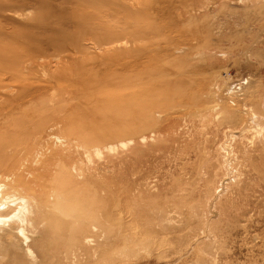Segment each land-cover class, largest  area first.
Instances as JSON below:
<instances>
[{
  "label": "rangeland",
  "instance_id": "rangeland-1",
  "mask_svg": "<svg viewBox=\"0 0 264 264\" xmlns=\"http://www.w3.org/2000/svg\"><path fill=\"white\" fill-rule=\"evenodd\" d=\"M20 37L0 190L33 217L0 264H264V0H0Z\"/></svg>",
  "mask_w": 264,
  "mask_h": 264
},
{
  "label": "bare ground",
  "instance_id": "bare-ground-1",
  "mask_svg": "<svg viewBox=\"0 0 264 264\" xmlns=\"http://www.w3.org/2000/svg\"><path fill=\"white\" fill-rule=\"evenodd\" d=\"M61 15H65L64 12L60 13ZM33 20V19H32ZM39 20L35 19L34 23H37ZM42 21V17L39 23H41ZM43 26V25H42ZM47 27V26H46ZM45 27V28H46ZM21 38V37H20ZM28 38L24 39L21 38L22 42L25 45H29V44H35V45H30L29 49L27 51H22L21 55L22 57L19 58L17 57V53L10 49L8 50L5 46L0 47V60H8L10 57L14 56V58H18L17 61H21V59H24L25 61L27 60H32V59H37L39 56H46L44 55V49H41V47H39L38 44H40L39 41H32L31 39H28L29 41H27ZM35 39H37L35 37ZM33 39V40H35ZM47 42V41H46ZM43 48V47H42ZM16 53V54H15ZM12 54V55H11ZM37 55V56H36ZM49 55V54H48ZM36 56V57H35ZM8 57V59H6ZM48 57V56H47ZM40 58V57H39ZM38 58V59H39ZM46 59V58H45ZM15 63L14 65L17 63L16 60H14ZM22 66V64H21ZM32 68H28L26 69V73L21 74L20 72L18 73L16 70L17 68H15V70H11L9 73L11 76L13 77H19L20 75H23L24 77H28L29 76V71ZM28 70V72H27ZM5 118L8 119V117L5 116ZM255 119V118H254ZM8 124V123H7ZM259 125V124H258ZM20 141L21 140H16V141H10V145L7 147V145H0V153H5L7 151V148L9 149V151H11V149L13 150H17V148L20 146ZM22 145V144H21ZM7 147V148H6ZM5 155H0V168L5 165ZM18 185H21V183H19ZM26 185L24 184L23 187H25ZM1 189V186H0ZM2 190H0V196H2V198L4 199L2 203H0V238H2L4 235L8 234L12 236H20L21 238H23L24 242H28V239L25 235V227L28 224L32 223V217L33 214L31 213L30 210V206L27 204V201L25 199H15L12 196L9 195V193L7 191H5V193H1ZM3 210V212L1 213V211ZM7 228V231H1L4 230L3 228Z\"/></svg>",
  "mask_w": 264,
  "mask_h": 264
}]
</instances>
